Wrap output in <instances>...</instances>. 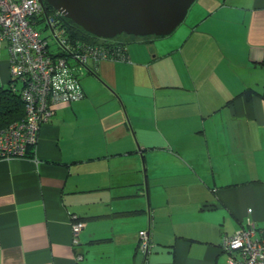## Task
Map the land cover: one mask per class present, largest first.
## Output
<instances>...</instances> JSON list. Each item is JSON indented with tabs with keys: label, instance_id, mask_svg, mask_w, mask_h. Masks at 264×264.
I'll list each match as a JSON object with an SVG mask.
<instances>
[{
	"label": "crops",
	"instance_id": "1",
	"mask_svg": "<svg viewBox=\"0 0 264 264\" xmlns=\"http://www.w3.org/2000/svg\"><path fill=\"white\" fill-rule=\"evenodd\" d=\"M192 5L0 159V264H224L223 238L264 229V0Z\"/></svg>",
	"mask_w": 264,
	"mask_h": 264
},
{
	"label": "built area",
	"instance_id": "2",
	"mask_svg": "<svg viewBox=\"0 0 264 264\" xmlns=\"http://www.w3.org/2000/svg\"><path fill=\"white\" fill-rule=\"evenodd\" d=\"M57 15L38 0H0V51L7 54V86L23 103V117L0 130V158L26 157L41 123L54 115V105L83 98L79 66L127 60L124 46H115L106 56L104 46L65 37ZM80 228L79 222L73 223L74 234ZM137 245L141 253L149 251L146 231L138 233ZM221 248L224 264H264V230L252 225L236 231L223 238Z\"/></svg>",
	"mask_w": 264,
	"mask_h": 264
},
{
	"label": "water",
	"instance_id": "3",
	"mask_svg": "<svg viewBox=\"0 0 264 264\" xmlns=\"http://www.w3.org/2000/svg\"><path fill=\"white\" fill-rule=\"evenodd\" d=\"M84 32L99 38L119 35L164 37L182 23L195 0H38Z\"/></svg>",
	"mask_w": 264,
	"mask_h": 264
},
{
	"label": "trees",
	"instance_id": "4",
	"mask_svg": "<svg viewBox=\"0 0 264 264\" xmlns=\"http://www.w3.org/2000/svg\"><path fill=\"white\" fill-rule=\"evenodd\" d=\"M46 5V3H45ZM47 11L51 12L53 11L49 6L46 5ZM56 20L58 21V24L65 27V32L64 35L71 37L72 39L75 40H83L89 43L96 44L97 46H104L103 51L106 56H109L114 49V47H119V46H124L125 42L122 41L123 37H129L126 35H120L114 38V43L113 46H107V43L110 41H101L98 38L84 32L79 26L75 25L71 20L64 18L61 15L56 16ZM46 33L43 32V36H45ZM129 38H134L130 36ZM145 38H150V37H145ZM151 38H157V37H151ZM104 43V44H103ZM109 52V54H108ZM262 65H264V60L262 62ZM247 96L256 94L255 91L253 90H246L244 92ZM262 96V94H261ZM23 117V103L20 100V97L18 96L17 93L12 92L8 86L5 88L0 87V130L4 129L6 126L9 124L18 121ZM256 228V227H255ZM259 229V228H256ZM264 230V229H260ZM220 244V248H221ZM222 249V248H221Z\"/></svg>",
	"mask_w": 264,
	"mask_h": 264
},
{
	"label": "rangeland",
	"instance_id": "5",
	"mask_svg": "<svg viewBox=\"0 0 264 264\" xmlns=\"http://www.w3.org/2000/svg\"><path fill=\"white\" fill-rule=\"evenodd\" d=\"M44 5H45V3H43ZM46 6V5H45ZM193 6V5H192ZM191 6V7H192ZM190 7V8H191ZM53 10V9H52ZM54 11V10H53ZM186 19V17L184 18V20ZM189 20L190 19H187L185 22H189ZM182 22H184V21H182ZM181 24V23H180ZM179 24V25H180ZM178 25V27L175 29V30H177L180 26ZM183 28V26H181V29ZM122 35H124V34H122ZM120 36V35H119ZM126 36H128V35H126ZM169 36V35H168ZM117 37V36H116ZM130 37V36H129ZM133 37V36H132ZM115 38V37H114ZM114 38H111V39H99V40H101V41H110V42H108L107 43V46H113L114 45V43H117V42H114L115 40H114ZM134 38H137V39H139V38H141V37H134ZM143 38H145V37H143ZM85 43H87V44H89V45H93V43H89V42H86V41H84ZM104 44V43H103ZM6 59H7V54H6V52L5 51H3V50H1L0 51V86L1 87H3V88H5L6 86H7V79H6V76L8 75L7 74V67H6ZM86 67H82V66H79L78 68H77V73H78V79H79V83L82 81V78H83V76L84 75H86V69H85ZM0 159H4V160H6V158H0ZM10 159H16V158H10ZM8 160V159H7Z\"/></svg>",
	"mask_w": 264,
	"mask_h": 264
}]
</instances>
